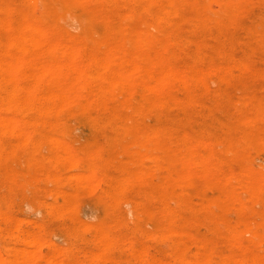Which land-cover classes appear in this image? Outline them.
<instances>
[{"label": "rangeland", "instance_id": "374dc122", "mask_svg": "<svg viewBox=\"0 0 264 264\" xmlns=\"http://www.w3.org/2000/svg\"><path fill=\"white\" fill-rule=\"evenodd\" d=\"M5 1L17 4L19 10L45 26L57 24L59 29L55 37H60L65 44L79 51L78 61L86 66V73L95 69L87 65L88 60L103 57L114 45L122 43L129 52L138 55L149 53L154 58L162 59L164 64L158 70L165 71L175 66L185 81L173 78L162 86L161 94L142 92L135 100L129 99L132 87L126 86L124 92L118 90L115 96L98 101L97 94L107 86V82L101 77H88L81 83L88 90V96L82 98L81 103L93 101L100 122L115 112L123 123L116 126L103 125L102 122L96 128L80 124L77 120L80 109L75 106L69 109V113L75 116L69 119L70 125L65 135L58 134L63 125L55 115L26 111L23 95L15 93V99L22 104L11 107L10 113L25 121L46 124L50 127L49 134L58 135L69 143L79 157L69 158L59 153L58 146L50 140L18 144L13 135L0 132V139L7 141L5 146L0 144V255L4 256L3 259L12 260L18 254L21 262L23 260L22 264H53L57 261L62 264H181L182 258L195 260L200 252L195 241L179 242L177 237L164 238L159 234L166 220L161 218L156 224L153 216L163 206L164 199H156L150 195V191L161 186V189L173 192L168 203L175 211V223L194 234L197 242H205L209 247L206 253L200 255L201 264H250L246 261L263 260V249L257 251L248 246L252 236L246 226L264 221V197L250 200L249 190L240 187L253 185L257 181L264 183V154L251 152L240 159L226 156L229 134L214 118L237 121L257 114L264 117V103H249L253 95H264V75L261 74L264 71V42L258 43L248 38L245 30L255 18L264 22V0H237L234 11L230 13L222 11L219 0H205L204 9L197 6L196 0H177L172 8L174 13L170 17V24L165 26V35L157 39L149 38L152 42L150 48L138 44V41L144 37L146 29L157 33L156 16L162 12L160 3H148L146 0L88 2L87 10L99 17L101 28L100 31H91L84 30L80 20L63 8L50 9L48 16L43 4L30 5L26 0H0V8ZM207 13L219 18L222 26L212 24L199 27L194 18ZM0 17L5 21L16 20L14 13L6 11L0 12ZM108 20L114 25L110 26ZM122 25L123 30L119 29ZM102 31L108 39L106 43L94 46L86 40L89 37L94 42H102ZM11 50L10 45L0 40V54ZM39 51L34 49V52ZM119 55L133 60L127 53L120 52ZM60 60L66 65L70 62V56L62 55ZM135 61L140 65L147 64L139 57ZM239 62L244 63L246 68L235 70L234 75L230 74L224 81L217 80L213 65L232 67ZM0 66L4 64L0 62ZM194 77L205 79V82L194 81ZM144 80L150 85H157L154 80ZM9 86L12 88L14 84L10 83ZM41 88L44 92L54 90V86L45 83ZM169 94L170 97L187 100V107H161L170 98ZM32 104L44 108L55 105L56 101L50 96H42L33 99ZM5 113L0 110V116ZM126 123L134 126L132 132H126ZM26 129L35 133L42 127L27 125ZM156 129L162 131L163 138L170 140L169 144L163 145L160 150L154 149L149 157L130 154L140 149L141 132ZM262 131L264 121L249 134L257 136ZM244 133L241 131V135ZM181 135H189L194 142L181 145L176 140ZM176 146L181 147L176 151ZM185 147L197 155H205L209 162L200 165L188 159ZM22 149L25 151L22 152ZM76 161L83 171L97 172L96 178L89 183H92V188L76 182ZM154 163L160 164L157 170L140 171ZM245 166H252L256 173L247 175ZM144 173H148L149 177H144ZM231 175L236 178L238 186H226ZM182 180L196 181L198 188L175 191L173 186ZM96 181L98 184L93 185ZM112 181H115L118 190L113 192L111 198H106L104 190L110 188ZM212 181H220L224 194L239 195L249 201L248 209L230 215L242 231L241 243L227 241L224 239V226L214 225L212 214L219 210L218 206H206L207 212L204 214L199 211L202 198L205 201L218 195L217 191L202 188L203 183ZM188 203L193 205V211L184 207ZM199 225L200 228L197 227ZM100 226L107 230L111 238L106 251L101 250L97 230ZM215 230L221 235L217 240H214ZM30 231L36 233L37 238ZM34 239H40L43 246L39 243L34 245ZM227 248L237 259L222 260L219 257L218 252L224 253ZM175 254L180 259H175ZM166 255L170 256L169 260Z\"/></svg>", "mask_w": 264, "mask_h": 264}, {"label": "bare ground", "instance_id": "6f19581e", "mask_svg": "<svg viewBox=\"0 0 264 264\" xmlns=\"http://www.w3.org/2000/svg\"><path fill=\"white\" fill-rule=\"evenodd\" d=\"M91 1H95V0H26V2L29 3L30 5L43 4L48 12L47 14L48 16H50L49 14L50 9L63 8L69 11L70 13H72L75 18L80 20L82 28L84 30L100 31L101 28L98 24L99 17L94 13L90 12L89 10H87V3ZM104 1L107 2L114 1L115 3V2H119L120 0H104ZM196 1H197V6L199 8L204 9V7H206L205 0H196ZM146 2L148 3L156 2V3H160V5L162 6V12L156 16L157 33L153 34L151 30L146 29L143 32L144 37H142V39L138 41V44L145 45L146 47L150 48L152 42L149 40V38L152 37V39H157L158 37L165 35V26L170 24V17L174 13L172 8L176 6L177 0H146ZM218 2L221 6L222 11L226 13L233 12L237 5V0H219ZM2 11L14 13L16 16V20L14 22L5 21L0 17V40L4 41L5 43H7L12 47L11 51H7L0 54V62L4 64L3 67L0 66V110L1 111L4 110L7 112V114L5 113L4 115L0 116V132L2 134L13 135L14 140L18 144H24L27 142L41 143L44 140H50V142L58 146L57 149L59 153L65 154L69 158H73L76 156L79 157L77 151L73 147H71L69 143L62 140L58 135H50L48 131V128L50 127H48L46 124H40L32 121H25L19 118L18 116H15L12 113H10L11 107L16 106V104L17 105L22 104V102L20 103L15 99V95H20V94L23 95L24 97L23 105L26 111L40 112L46 115L48 114L55 115L59 123L63 125V129H61L58 132V134L65 135L67 134L68 132L67 128L70 125L69 119L75 116L74 113H69V109L75 106L79 107L80 109V114L78 116L79 119H77L80 124L90 126L92 128H96L97 126L101 125L102 122L103 125H116V126L117 125L120 126L121 125L120 123H123V121L119 119V115H117V113L115 112L112 113L111 116H109L106 120L100 122L97 119L98 111L96 110V107L93 106L92 104L93 101L89 100L86 103H81V99L88 96V90L86 89V86L84 85V83L83 84L81 83L84 82V80L86 81L88 77H99V78L101 77L103 80L107 82V86L103 87L97 94L98 101L101 98L115 96L117 93H119L118 90L124 92L123 90L125 89L126 86L132 87V92L130 94L129 99L135 100L137 98V95L142 92L144 93L146 92L149 94H161L162 86L166 84L168 81L171 82L170 80L173 78L179 79L180 81H185L183 80L184 77L181 75L182 73H180L175 66L172 65L169 67V69L165 71L158 70V67L164 64L162 59L154 58L149 53L138 55L135 52L132 51L129 52L127 51L125 45L122 43H118L114 45L105 53L103 57L88 60L87 65H89L90 67H95V69L91 70L89 73H86V66L78 61V58L80 57L79 51L74 49L72 46L65 44L60 37L58 36L55 37V33H57L59 29L57 24H50L48 26H45L44 24H42V22L32 19L29 14L23 13L21 10H19L17 4L10 1H5L2 3L0 12L2 13ZM178 13L176 11L177 15ZM218 19L217 17L215 18L214 16H211L209 15V13H207L205 15H197L194 18V21L199 27L202 28L210 26L212 24H216L217 26H222L220 20ZM105 20L107 21V19ZM108 22H110L109 24L110 26L114 25V24L112 25L113 23L112 21L108 20ZM119 29L123 30L124 26L123 25L119 26ZM245 30L247 32L248 38L253 39L258 43L264 42V22L261 19L255 18L252 21H250V23L245 27ZM86 40L91 45L94 46H98L99 43L103 44V42L106 43V41H108L105 32L103 31H102V42L101 41L94 42V40L89 37H86ZM34 49H39L42 52L41 53L42 55L40 56V51L34 52ZM99 51L101 50L99 49ZM120 52L131 55L133 60H128L125 57L119 55ZM62 55L70 56V62L68 64L65 65L60 60V57ZM138 57L147 64H143V65L138 64L135 61L136 58ZM245 68L246 65L242 62H239L238 64L236 63L232 67L231 66L223 67L222 64L212 66L213 71L216 72L217 75L216 78L218 81H224L229 77L230 74L234 75L235 70H241ZM261 74L264 75V71ZM143 78L154 80L157 82V85L156 86L150 85L146 83ZM194 81H198L202 83L205 82V79L194 77ZM10 83L14 84V87L10 88L9 86ZM43 83L54 86V90L44 92L41 88ZM42 96H50L56 101V104L51 107H44V108H40L32 104L33 99H37ZM170 96L171 95L169 94V97ZM185 102L188 103L187 100L183 101L180 98L172 96L166 102H163L161 107L180 106L186 108L187 104ZM249 103L250 104L264 103V95L263 96L253 95L252 97H250ZM239 109L241 110V108ZM239 109L237 111H239ZM156 112L158 113V111ZM214 120L215 122L221 124L225 129H227V133L229 134V138L227 139V143H226V156L230 155L234 159H240L251 152H255L258 155L264 154V131L260 132V134H258L257 136H251L249 134V132L255 130L258 127L260 122L264 121L263 116L257 114L253 117H247L243 120L241 119L237 121L219 120L217 118H214ZM27 125L35 126L38 128L42 127V129L40 130L38 129L34 133V131H30L26 129ZM124 126L126 132L133 131L134 126L131 123H126ZM241 131H244L245 133L241 135ZM140 134H141L140 141L142 142L141 147L139 150L131 151L130 154L132 155L140 154L142 156L149 157L154 149L160 150V148L163 145H167L170 143V140H166L165 138L162 137V131L160 129L148 130L141 132ZM176 140H178L183 146L192 144L194 142L189 135H183V136L181 135V137H179ZM6 142H7L6 140L0 139V144H2V146H5ZM203 144L206 145V142L204 141ZM180 147L176 146L174 150L177 151V149H179ZM15 149H19V148H15ZM24 151L25 150L22 149V152ZM185 156L190 160L197 161L198 164L200 165H204L209 162L208 158L205 155H197L196 153H193L191 150L186 149V147H185ZM77 162L78 161L74 163L75 168H77L78 170L76 173L74 172L75 173L74 177L77 180L76 182H78L79 184L83 185L86 188H90V187L92 188V186H90L92 183L91 184L89 183L91 182V180L96 178L97 172L93 170L87 172L83 171V168ZM70 167L71 166H69V168ZM159 167L160 164L154 163L152 166L147 165L146 167H143L140 171H153V170L155 171ZM45 170L47 171V169ZM244 171H247L248 173L247 175H251V174H255L256 173L255 171L257 170L252 166H245ZM46 173H48V171ZM143 175L144 177H149L148 173H144ZM235 181L236 178L233 175H231L226 181V186H238V184ZM95 184H98L97 181L93 185ZM174 188L175 191L184 192L190 189L198 188V183L193 180H182L179 181L177 184H175L173 186V189ZM202 188L204 189L209 188L210 190L217 191L218 195H216V197L213 198H207L205 201L204 198H202L201 207L199 211L204 214L207 212L205 209L206 206L208 205L218 206L219 210L213 211L212 214V216L214 217V225H216V227L224 226L226 231L224 239H226L229 242L241 243L243 240L242 231L238 228L237 223L233 218L230 217V215L239 214L242 211L248 209L249 201L242 199L239 195L230 196L226 193L224 194L221 191V189L223 188L221 187L220 181H212L209 183L205 182L203 183ZM240 188L243 189L246 188L249 190L250 200H258L264 197V183L262 181H257L253 185H247L244 187L241 186ZM117 190H118V186L116 185L115 181H112L110 188L108 190H104L105 197L111 198L113 196V192ZM170 193L173 192L165 189H161V186L154 187L150 191V195H152L156 199L158 200H160V198L164 199V202L162 203L163 206L159 210H157V212H155L153 216L154 222L156 224L159 223V220L161 218L166 220V223L160 230L159 234L164 238L177 237V240L179 242H182L184 240L195 241L200 248V252L196 254L197 258L195 260H191L190 258H182L181 264H201L200 257L209 250V247L205 242H200V241L197 242L194 234L186 232L182 227L178 226L175 223L174 221L175 211L168 203V201L171 200L172 194ZM66 199L67 198H65V200ZM125 202L127 203L126 200ZM68 207H65L64 209L67 208L68 210H71ZM184 207L189 211H193L192 209L194 208L193 205L190 203L184 205ZM76 219L79 220L78 218ZM36 222L38 223V220ZM81 222L84 223L83 221ZM108 227L110 226H107V228ZM197 227L200 228L201 226L199 225ZM69 228L72 229L71 227ZM246 228L249 230L252 236V239L249 241L248 246L254 247L257 251L261 249L264 250V221L260 224H255V225L248 224ZM97 230L102 244L101 250L106 251L109 248V242L111 239L110 235L107 232V230L102 226H100ZM30 233H34V232L30 231ZM34 234L36 237L37 234L36 233ZM213 234H214V240H217L218 238L221 237V235L218 233L217 230H215ZM39 240L34 239L32 243L34 245H37L38 243L42 245L41 242H39ZM94 243L96 244V242ZM23 245H25V243ZM20 254H22V250ZM218 255L219 257H221L222 260H227L230 258L233 260L237 259L236 255L229 248H227L224 251V253L218 252ZM30 256L32 255H29V257ZM3 257L4 256L0 255V264H22L23 262V260L21 262L18 254L14 256L12 260L3 259ZM166 257L168 258L170 256L166 255ZM174 257L175 259H180L178 254H175ZM35 261L37 262L38 260ZM173 261L175 260L173 259ZM246 262L250 264H264V259L255 260V261L247 260ZM52 263L62 264L58 261Z\"/></svg>", "mask_w": 264, "mask_h": 264}]
</instances>
